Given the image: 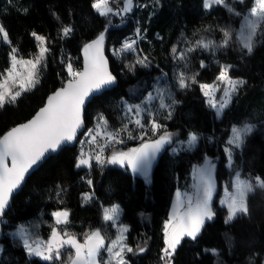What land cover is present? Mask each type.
Returning a JSON list of instances; mask_svg holds the SVG:
<instances>
[{"label": "trees", "instance_id": "16d2710c", "mask_svg": "<svg viewBox=\"0 0 264 264\" xmlns=\"http://www.w3.org/2000/svg\"><path fill=\"white\" fill-rule=\"evenodd\" d=\"M252 2L235 1L233 12L227 5L206 10L204 0H133L135 5L130 15L109 23L107 17L92 7V0H0V24L11 41L0 42V73L9 67L8 54L12 47L25 56L38 53L32 32L45 36L44 44L50 49L46 67H41L35 87L23 93L15 103L0 108V136L30 119L49 94L70 79L66 70L69 61L76 70L82 68L84 45L96 40L101 32L117 82L89 102L87 128L103 114L111 130H119L127 124L128 131L139 137L141 130L128 122L122 101L131 99L132 92L140 88L141 91L153 88L162 77L161 85L169 82V91L176 103L170 119L167 110L157 112L159 123L166 124L168 130L179 136H186L190 131L200 135L199 144L193 150L178 154L162 150L150 180L137 177L124 167L96 161L91 167H77L79 142L76 146L65 147L34 171L16 194L4 215L7 230L26 224L34 234L42 232L48 238L52 227L56 226L52 212L67 209L70 212L68 223L56 227L61 235L67 231L81 240L95 229L109 231L110 224L103 219V207L119 203L124 210L123 221L130 227L127 241L134 249L127 255L128 264H164L161 255L165 247V221L173 195L189 183L193 164L202 162L207 154L221 155L220 170H226L223 143L232 125L251 122L255 126L241 151L235 153L234 166L240 167L245 174L264 177V24L256 35L251 54L242 50L237 35L242 14ZM237 12L240 15H236ZM65 26L72 28L67 36L61 31ZM138 28L142 38L136 50L115 54L126 38L136 36ZM222 28L233 33L228 47L214 51L197 48L185 61L173 58V47L180 51L200 38L219 44L223 39ZM138 56L147 57V67L135 64ZM201 61L206 67H200ZM130 64H135L131 70ZM225 64L232 65L231 76L242 78L245 83L218 118L208 106L199 84L181 89L177 76L180 72L186 76L198 73L200 83H212L220 66ZM148 119L146 115V125ZM144 131L146 140L159 137L150 127ZM121 137L124 147L140 143L139 138L129 139L127 132H121ZM87 191L93 192V199L84 203L82 196ZM216 208V218L204 222L195 239H181L172 256V264H264V189L256 188L250 194L249 213L239 214L232 222H225V207L217 204ZM2 244L0 264H71L69 257L74 255V250L65 246L61 249L60 260L43 261L30 256L20 237L10 232ZM139 247L145 250L140 252Z\"/></svg>", "mask_w": 264, "mask_h": 264}, {"label": "snow or ice", "instance_id": "6c2138e0", "mask_svg": "<svg viewBox=\"0 0 264 264\" xmlns=\"http://www.w3.org/2000/svg\"><path fill=\"white\" fill-rule=\"evenodd\" d=\"M132 3L133 0H123V7L114 9L110 6L109 0H92V7L102 16H107L110 13L119 15L131 11ZM223 4H225V0H204L205 9H210L213 5ZM230 11L235 12V9L230 8ZM235 14L240 15L238 12ZM262 24H264V0H254V6L250 8L248 15L244 17V23L238 33V43L242 50H246L247 53L251 54L254 37L261 29ZM61 31L64 36H67L72 28L71 26H65ZM220 31L223 33V39L219 44L212 40L206 41L204 38H200L194 43L190 42V46L183 50L178 51L176 47H173L171 50L173 58L178 61H185L188 54L194 52L197 48L214 51L216 48L228 47L233 39V33L227 28H222ZM31 35L37 41L38 47V53L34 58L24 59L18 57V49L15 47L8 54L9 67L0 73V108L8 103H15L18 97L35 87L39 82L41 67H46V55L50 49L47 46H41V44L47 38L36 32H32ZM139 38L142 37L138 28L136 38L126 39L121 47L115 50V54L135 51L137 39ZM0 39L3 42L11 43L8 32L2 24H0ZM103 41L104 33L101 32L96 40L85 44L83 48V68L74 71L72 62L69 61L66 64V70L70 79L66 81L64 86L49 95L45 106L40 108L30 120L12 127L0 136V217L4 215L13 191L20 186L29 169L37 165L49 151H56L64 143L74 140L77 130L83 126L86 98L115 82L116 77L109 71L107 59L103 55ZM135 64L147 67V57L138 56ZM135 64L128 65L130 70L135 67ZM200 67H206L204 61L200 62ZM231 68L232 65H221L216 80L211 84L200 83L197 80L198 73L186 76L184 72L178 74L177 83L181 89L188 88L192 84H199L201 92L209 97V104L217 108V114L219 115L229 104L231 95L237 91L238 85L245 83L243 80H233L231 78L229 75ZM18 69H23V71ZM222 85L223 98L218 102L214 93L221 90ZM157 97L160 99L159 107L169 109L167 118L170 119V109L176 101L172 100L171 103H165L164 94L161 90H157ZM157 97L150 93L147 100L151 101ZM142 113H146L149 117L147 125L144 123ZM126 115L129 116V123L140 128L141 135L134 137L128 131L127 124L119 130L109 131L107 120L103 114H100L96 128L89 129L85 135L90 137V144H95L98 136H102L105 143L96 145L99 152L94 157L89 155L88 158H84L85 154L81 151L80 156L77 158V167H91V162L95 159L99 164L127 165L134 173H142L145 177L148 176L156 154L166 143L170 142L172 134L166 130V125L159 123L141 105H126ZM146 127H150L153 134L163 131L158 138L145 140L144 136L147 133L144 130ZM251 130L252 125L249 124H245L243 128L233 127V135L229 140V145L239 147L243 143L244 136ZM121 132H127L129 139L139 138L141 143L137 147L129 148L127 151H113L107 160L103 159L100 153L104 151L105 147L109 144L124 143ZM196 139L197 136L194 133L190 134L189 143H194ZM226 151L229 154V159H231V147L227 148ZM9 158L11 161L10 167L8 164ZM197 172L202 188L198 189L195 202L190 196L186 209L180 212L174 207L170 219L165 222V247L162 249L161 255L164 264H172V256L183 237L195 239L204 224L205 218L211 219L215 215L210 207L213 190L210 171L200 168L197 169ZM254 181L255 187L252 180H241L240 174L237 173L235 182L232 185L233 191L229 192L225 189L226 197L221 203L227 208L226 223L233 220L238 214L247 215L249 213V195L253 194L256 188L264 189V178L257 176ZM88 183L91 184L92 181L89 180ZM176 195L178 198L180 197L179 190ZM84 196L86 200L91 199L90 194L86 193ZM119 213V205H112L103 209V219L106 222L111 221L115 225ZM51 215L56 226L68 223L69 211L67 209H58L53 211ZM56 226L52 227L51 234L46 241L39 238L32 239L24 225H20L14 235L20 237L24 249L30 256L40 257L46 262L60 260L61 249L65 246L74 249V255L69 257L71 264H101L97 257L102 249L109 255L108 260L103 261V264H128L125 254L134 251L132 247L125 243L124 233L127 232V227L124 225L119 226L117 239L111 241L107 247H105V237L101 235L100 229H95L86 234L83 243H81L76 236L70 235L67 231H64L61 235ZM64 237H67V239ZM144 250L143 247L138 248L140 252ZM212 251L215 252L214 249Z\"/></svg>", "mask_w": 264, "mask_h": 264}, {"label": "rangeland", "instance_id": "374dc122", "mask_svg": "<svg viewBox=\"0 0 264 264\" xmlns=\"http://www.w3.org/2000/svg\"><path fill=\"white\" fill-rule=\"evenodd\" d=\"M235 1H241V0H225V4H223V5H227V6L231 7L232 9H235V7H234V2ZM109 3H110V6L113 7L114 9L117 8V7H123V0H114V2H113V0H109ZM134 5L135 4L132 3V9H131V11L133 10ZM215 6H217V5H213L210 9H206V10H211ZM253 6H254V0L252 2L251 7H253ZM250 8L245 13L242 14V21H241L240 27L238 28L237 35L240 32V30L242 28V25L244 23V17L246 15H248ZM131 11L126 12V13H121L119 15H114V14H111L110 13L109 15H107L105 17H107L109 23H113V21H115V18H118V19L119 18H122V19L124 18L125 19L128 15H130ZM257 34H258V32H257ZM132 38H136V36H132V37H129V38H126V39H132ZM255 39H256V36L254 37V43H255ZM138 41H139V39H137V44H138ZM0 42H3L2 39H0ZM3 43H7V42H3ZM137 44H136V46H137ZM41 46H45L44 42L41 44ZM253 47H254V45H253ZM18 57H23L24 59H32L35 56H25V55H21L20 53H18ZM227 65H229V64H227ZM18 70L23 71V69H18ZM73 70L75 71L76 69L73 68ZM229 75H230V73H229ZM160 78H162V77H160ZM160 78H158V80L155 83V85H154L153 88L148 89L146 91H141L142 89L140 88L137 91L132 92L133 94H132L131 99H128V98L123 99L122 102H123V105H124V112H125V116L127 117L128 120H129V116L126 115V105H141L143 108L147 109L148 112H150L153 115V117L156 118L157 120H159L158 113H157L159 110H167L169 112V109H166V108L165 109H162V108L159 107V105H160V99L157 97V90H161L163 92L164 99H165V103H171L172 100H173L172 99L173 98V95L169 91L170 90L169 89V85H168L169 82L166 81L165 84H162L161 85V83H160L161 79ZM231 78L233 80H243L242 78L233 77V76H231ZM209 84H211V83H209ZM240 86L241 85H238L237 91L234 92V93H232L231 100H230L229 104L227 105V107L230 106V104H231L234 96L238 92ZM222 89H223V85L221 86V90H218V91H216L214 93L215 99L218 102L221 101L222 98H223V91H222ZM150 93L154 97H157V98L152 99L151 101H148L147 100V97L149 96ZM206 100H207L208 106L215 111L216 116L218 118H221L222 115H223V113H224V111L226 110L227 107H225L222 110V112H220V114L218 115L217 114V108H214V107H212L209 104V97H206ZM173 106H174V104H172V107H171L170 111L172 110ZM142 115L145 118L147 114L146 113H142ZM97 123H98V121L92 127L87 128L86 131L84 132V134L79 139V150H80V154H81V151H83L84 154H85V157L84 158H88L89 155H92L94 157L97 154V152H99V149L97 148L96 145L97 144H104L105 143L104 138L102 136H98L96 143L95 144H90L89 143L90 137L85 135V133L88 132L89 129H95ZM245 124L252 125L251 132L254 130L255 126L251 122H245L243 124H234V125L231 126L230 131H229V134L227 135V137H226V139H225V141L223 143V149H224V155H225L224 166L226 167V170L230 171V173L227 174L228 171H226V170L225 171L224 170H220L221 155L212 156V155L207 154L202 162L194 163L193 166H192V168H191V175H190V181H189V183L185 184L183 187L178 188L175 191L174 195H173L172 202H171V207H170V211H169V215H168V218L166 219V221H168L170 219V215L173 213L174 207H176L180 212H183L186 209L187 202H188V198L190 196L193 198V202H195L196 193H197L198 189H201L202 188V185H201V183L199 181V174L197 172V169H200V168L208 169L210 171V175H211V179H212V183H213V190H212V198H211V201H210V207H211L212 211L215 213V215L211 219L205 218V221L204 222H206V221H212V220H214L216 218V216H217V208H216V205L217 204H219L220 206L226 208V206L224 204H222L221 201L224 200L225 197H226V191H225V189H227L229 192L233 191L232 185L235 182L236 174L237 173L240 174V179L241 180H252L253 181V184H254V187H255L254 178L257 177V176H260V175H256V174H253V173L245 174L240 167H235L234 166V164H235V153L241 151V149L244 146V143H245V140H246L247 136L251 132L247 133L244 136L243 143L239 147H236L235 145H229V140H230V138L233 135L232 128L233 127L243 128V126ZM164 125H166V124H164ZM107 129L109 131H112L109 128L108 123H107ZM166 130L169 133L172 134V137H171L170 142L166 143L163 146V148L166 151H169L172 154H178V153H180L183 150H193L199 144L200 135L198 133H196V132L190 131L186 136H179V135H177V133H173L170 130H168L167 129V125H166ZM162 131L163 130H161V132ZM161 132H158L157 135H160ZM193 133L197 136V139H196V141L194 143H189V141H190V134H193ZM82 141H83V143H81ZM124 143H125V141H124ZM124 143H122V144H109L107 147L104 148V151L102 153H100L101 157L103 159L107 160V158L109 156H111V154H112L113 151H127L129 148L137 147L141 143V140H140V143H137V144H134V145H130V146H126V147L123 146ZM229 147H231V159H229V154L226 151V149L229 148ZM94 161H96V160L93 159L92 162H94ZM92 162H91V164H92ZM104 164L105 165H116V166H120V167H124V168L126 167V165H123L122 166L120 164H109V163H104ZM150 176H151V174L148 175L146 178L150 180ZM260 177L261 178H264L262 176H260ZM178 190H179V192L181 194L179 198L176 195ZM86 193L91 195V199H88V200L85 199L84 194H86ZM84 194L82 196V200H83L84 203L90 202L93 199V192L92 191H87ZM248 200H249V197H248ZM112 205H119L120 213H119L118 220L115 222V225L111 221H107V222L105 221V223H107L108 225L110 224L107 227V229L109 231H107V230L106 231H101L100 230L101 231V235H103L105 237V247H107L111 243V241L117 239V236L119 234V226L120 225H124V226L127 227V232L124 233V236L126 238L125 239V243L128 246H130L129 243H128V241H127V239H128V232H129V228L130 227H129V225L126 222L123 221L124 210H123V207L121 206V204H119V203H113V204H110V205H105L103 207V209L104 208H109ZM60 210H63V209H60ZM69 216H70V212H69ZM226 216H227V213H226ZM235 218L233 220H235ZM68 219H69V217H68ZM233 220H231L230 222H232ZM20 225H24V224H18L16 227L11 228L10 231L7 230L8 229V227H7L5 229V233L7 234L8 232H10L12 234V236H17V235H14V233L17 232V229H18V227ZM24 226L28 230L29 235L31 236L32 239L39 238L40 240L46 241L49 238V237L47 238L46 236H44V234L42 232H41L42 234L41 233L34 234L33 232H31L27 228L26 224ZM76 238L78 239V236H76ZM83 240L84 239H81L79 241L81 243H83ZM3 251H4V246L1 243L0 244V257L3 254ZM127 255H128V253L125 254V259L129 262V259H128ZM108 258H109L108 253L105 250H103V249L101 250L100 255L97 257V259L101 262V264H103V261L108 260Z\"/></svg>", "mask_w": 264, "mask_h": 264}, {"label": "water", "instance_id": "95a60500", "mask_svg": "<svg viewBox=\"0 0 264 264\" xmlns=\"http://www.w3.org/2000/svg\"><path fill=\"white\" fill-rule=\"evenodd\" d=\"M103 55H104L105 58L107 59V62H108V69H109V71L112 73L113 76L116 77V75H115V73L113 72V69H112V63H111L110 56H109L108 53L106 52V50H105V48H104V44H103ZM82 61H83V63H82V68H83V65H84V51L82 52ZM82 68H81V69H82ZM116 82H117V78H116V80H115L114 83H112V84H110V85H108V86L102 88L101 90H99V91H97V92H94V93L90 94V96H89L88 98H86L85 105H84V111H83V126L77 130L76 137L74 138V140L71 141V142L64 143V144H63L60 148H58L56 151H49L48 153L45 154V157L42 158V160L39 161V162L37 163V165H34L31 169H29V171L25 174L24 180L21 182L20 186H19L17 189H15V190L13 191L12 197H11V199H10V201H9L8 206H7L6 209H5L4 215H5V213L11 208V206H12V204H13L14 197L16 196V194H18V193L22 190V188H23V186L25 185V183L27 182L28 178L31 176V174H32L34 171H36V170H37V169H38V168H39V167H40V166H41V165H42V164H43L48 158H50L52 155L56 154L57 152L61 151L63 148H65V147H73V146H76V145L78 144L80 137L84 134V132L86 131L87 126H88V125H87V121H86V108H87L89 102H90L95 96L99 95V94L102 93L103 91L108 90V89L114 87L115 84H116ZM62 86H64V85H62ZM62 86H60L59 88H61ZM59 88H57V89H59ZM57 89H56V90H57ZM56 90H54V91H56ZM54 91H53V92H54ZM53 92H51L49 95H51ZM46 102H47V99H46L44 105L41 106L40 108L44 107L45 104H46ZM40 108H39V109H40ZM39 109H38L36 112H38ZM35 114H36V113H35ZM35 114H34V115H35ZM34 115H33V116H34ZM33 116H32V117H33ZM32 117H31V118H32ZM31 118H30V119H31ZM30 119H28V120H30ZM28 120H27V121H28ZM27 121H25V122H27ZM25 122H22V123H25ZM19 124H21V123H19ZM19 124H17V125H19ZM17 125H16V126H17ZM9 130H10V129H9ZM161 153H162V148H161V150L156 154L155 159H154L153 162H152V166H151V168H150V170H149V174L152 173V171H153V169H154V166H155V164L157 163V161H158V159H159ZM8 164H9V167H10V166H11L10 158H9V160H8ZM139 174H140V175H143L142 173H139ZM149 174H148V175H149ZM4 215H3L2 217H0V244L3 242V240L5 239V235H6V233H5V226H4V223H3Z\"/></svg>", "mask_w": 264, "mask_h": 264}, {"label": "flooded vegetation", "instance_id": "af4514ba", "mask_svg": "<svg viewBox=\"0 0 264 264\" xmlns=\"http://www.w3.org/2000/svg\"><path fill=\"white\" fill-rule=\"evenodd\" d=\"M162 149L164 150V148L162 147ZM126 169H128L129 171H131L132 173H134L132 170H131V168L130 167H128L127 165H126V167H125ZM135 174V176H137V177H145L144 175H140L139 173H134ZM132 247V246H131ZM74 250V249H73Z\"/></svg>", "mask_w": 264, "mask_h": 264}, {"label": "built area", "instance_id": "2783aa9c", "mask_svg": "<svg viewBox=\"0 0 264 264\" xmlns=\"http://www.w3.org/2000/svg\"><path fill=\"white\" fill-rule=\"evenodd\" d=\"M3 223H4L5 229H6V226L8 225V222L6 220H3Z\"/></svg>", "mask_w": 264, "mask_h": 264}]
</instances>
